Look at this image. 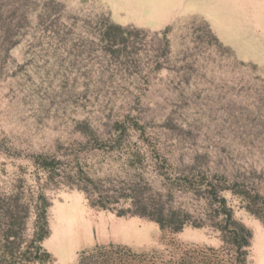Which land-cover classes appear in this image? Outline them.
Segmentation results:
<instances>
[{"label": "rangeland", "instance_id": "374dc122", "mask_svg": "<svg viewBox=\"0 0 264 264\" xmlns=\"http://www.w3.org/2000/svg\"><path fill=\"white\" fill-rule=\"evenodd\" d=\"M59 1L81 17L108 16L118 26L142 32L138 70L126 75L124 85L109 86L116 103L111 114L120 120L131 115L145 124L138 143L153 162H161L163 170L178 177L176 160L189 162L197 152L207 162L203 170L211 181L214 174L218 177L215 185L222 183L219 176L228 182L232 177L255 179L253 185L264 191V125L242 140L233 139L230 132L231 124L241 125L230 123L231 116H260L254 103L264 101V0ZM24 52L20 44L0 63L1 186L10 185L25 169L32 172L33 156L69 153L83 143L65 119L36 107L40 103L30 84L19 75ZM166 126L174 127L177 136ZM224 195L234 219L252 231L248 264H264V225L238 199ZM47 196L50 236L43 246L53 264H77L79 255L110 245L136 253L161 250L164 244L221 246L217 232L192 227L162 240L154 223L91 208L76 189L49 190ZM179 200L194 208L189 198Z\"/></svg>", "mask_w": 264, "mask_h": 264}, {"label": "trees", "instance_id": "16d2710c", "mask_svg": "<svg viewBox=\"0 0 264 264\" xmlns=\"http://www.w3.org/2000/svg\"><path fill=\"white\" fill-rule=\"evenodd\" d=\"M166 35L164 31L169 49ZM142 36L108 16L73 14L59 0H0V63L24 44L19 75L30 84L40 103L36 107L65 119L83 139L69 153L33 156L32 172L25 169L10 185H0V264H53L43 246L50 236L47 191L62 188L83 193L91 208L154 223L162 240L192 227L217 232L221 242L217 249L164 244L143 253L121 245L96 247L79 255L77 264H248L252 231L234 219L224 194L238 199L264 225V191L253 185L255 179L232 177L228 182L219 176L222 183L215 185L218 177L214 174L211 181L203 170L207 162L197 152L189 162L176 160L180 174L175 177L139 145L146 130L140 119L111 114L116 103L109 86L124 85L126 75L138 70ZM254 104L260 116L230 117V123L241 124L230 125L233 139H246L264 125V101ZM82 105L86 108L80 113L69 114ZM181 197L195 203L194 208L180 202Z\"/></svg>", "mask_w": 264, "mask_h": 264}]
</instances>
